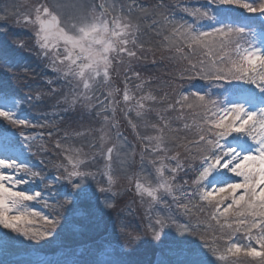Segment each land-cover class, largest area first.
Segmentation results:
<instances>
[{
    "label": "snow or ice",
    "instance_id": "obj_1",
    "mask_svg": "<svg viewBox=\"0 0 264 264\" xmlns=\"http://www.w3.org/2000/svg\"><path fill=\"white\" fill-rule=\"evenodd\" d=\"M62 221L37 264H264V0L0 5V251Z\"/></svg>",
    "mask_w": 264,
    "mask_h": 264
},
{
    "label": "rangeland",
    "instance_id": "obj_2",
    "mask_svg": "<svg viewBox=\"0 0 264 264\" xmlns=\"http://www.w3.org/2000/svg\"><path fill=\"white\" fill-rule=\"evenodd\" d=\"M6 3L13 4V3L10 2V1L0 0V5H4V4H6ZM19 3H20V2H19ZM23 8H24V6L20 7V10L23 11ZM24 40H25V38H24ZM27 42L29 43L30 40H28ZM25 54H28V53H25ZM30 57L34 59L33 61H29L34 67H36V64H35L36 62H37V63L39 64V66L41 67L39 61L36 60V58H35L34 56H30ZM36 70H37V68H36ZM37 73H38V70H37ZM49 75H51V74H49ZM118 79L122 81V72H121V74H119V75H117V74H113V80H114L115 82H119V83H120V81H119ZM37 110H38V109H37ZM49 110H51V109H49ZM38 111H39V110H38ZM72 116H73V115H72ZM49 154H50V153H49ZM50 155H51V154H50ZM47 167H48V168H51V165L47 163ZM36 208H37V209H40L41 207H38V205H36ZM60 238H61V237L56 236L55 239L53 240V242L57 241V239L59 240ZM67 259H70V257H68ZM67 259H66L65 257H61V255H60V256L57 257L56 261L63 262V261H65V260H67ZM56 261H55V262H56Z\"/></svg>",
    "mask_w": 264,
    "mask_h": 264
},
{
    "label": "trees",
    "instance_id": "obj_3",
    "mask_svg": "<svg viewBox=\"0 0 264 264\" xmlns=\"http://www.w3.org/2000/svg\"><path fill=\"white\" fill-rule=\"evenodd\" d=\"M12 28H14V27H12ZM12 28H11V29H12ZM149 67L152 68V66H149ZM153 70L155 71V68H152V71H153ZM157 70H158V69H157ZM152 71H151V73L145 72V75H148V74H154V75L159 76V74H158L157 72H152ZM158 71L160 72V70H158ZM197 83H201V82H197Z\"/></svg>",
    "mask_w": 264,
    "mask_h": 264
}]
</instances>
